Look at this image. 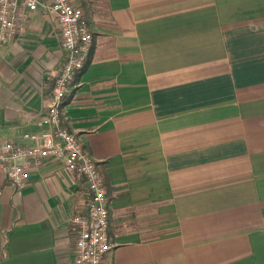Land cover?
Wrapping results in <instances>:
<instances>
[{
    "label": "crops",
    "instance_id": "0c3cea01",
    "mask_svg": "<svg viewBox=\"0 0 264 264\" xmlns=\"http://www.w3.org/2000/svg\"><path fill=\"white\" fill-rule=\"evenodd\" d=\"M73 2L93 37L60 119L104 181L101 264H264V0ZM64 59L42 6L0 43V136L50 128ZM85 190L59 160L0 176V264H74Z\"/></svg>",
    "mask_w": 264,
    "mask_h": 264
},
{
    "label": "built area",
    "instance_id": "2783aa9c",
    "mask_svg": "<svg viewBox=\"0 0 264 264\" xmlns=\"http://www.w3.org/2000/svg\"><path fill=\"white\" fill-rule=\"evenodd\" d=\"M42 6L56 22L65 59L48 98L45 122L49 129L24 133L25 142L0 136V176L22 186L32 170L46 160H59L66 171L82 177L85 214H76L74 264H101L111 245L108 236V197L93 157L77 136L61 124V109L69 83L84 67L92 43V30L82 8L73 0H0V43L20 36L31 11Z\"/></svg>",
    "mask_w": 264,
    "mask_h": 264
},
{
    "label": "trees",
    "instance_id": "16d2710c",
    "mask_svg": "<svg viewBox=\"0 0 264 264\" xmlns=\"http://www.w3.org/2000/svg\"><path fill=\"white\" fill-rule=\"evenodd\" d=\"M82 71V70H81Z\"/></svg>",
    "mask_w": 264,
    "mask_h": 264
}]
</instances>
